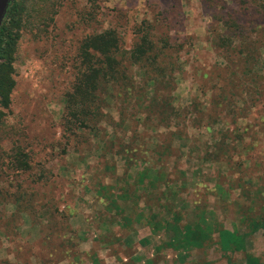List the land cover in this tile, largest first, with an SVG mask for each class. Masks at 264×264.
Returning a JSON list of instances; mask_svg holds the SVG:
<instances>
[{
	"label": "rangeland",
	"instance_id": "374dc122",
	"mask_svg": "<svg viewBox=\"0 0 264 264\" xmlns=\"http://www.w3.org/2000/svg\"><path fill=\"white\" fill-rule=\"evenodd\" d=\"M245 2L31 0L0 107V264H264V17ZM144 21L169 39L176 82L146 85L124 59L134 89L70 132L84 39L113 28L128 52ZM196 225L211 233L182 244Z\"/></svg>",
	"mask_w": 264,
	"mask_h": 264
},
{
	"label": "trees",
	"instance_id": "16d2710c",
	"mask_svg": "<svg viewBox=\"0 0 264 264\" xmlns=\"http://www.w3.org/2000/svg\"><path fill=\"white\" fill-rule=\"evenodd\" d=\"M245 1V4L248 3L264 17V0ZM30 5L31 0H12L0 27V107L3 109L9 108L12 103L11 97L16 85L14 64L17 46L21 39V31L25 26V13L30 9ZM224 26L236 32L221 39V46L232 48L239 42L236 38L241 36L244 28L237 19L231 23L224 21ZM155 29L156 27L150 21H144L138 28L137 43L128 52L122 50L124 42L118 31L113 28L92 34L84 39L79 53L81 70L65 105L70 132L85 129L93 131L91 125L100 119L103 111L108 107L106 104L109 92L124 91L128 94L134 89L132 79H135L134 76L127 74L123 65L124 59H127L131 67L144 71L142 78L146 85H154L160 79L163 81L167 79V83L176 82V75H167V70L171 71L174 68L171 61L167 62V59H171L168 56V50L171 48L169 39L162 38L158 42L157 35L153 34ZM243 38L239 40L243 42ZM257 69L259 70L258 65L252 61L249 73L254 74ZM154 102L155 100L150 104L153 105ZM3 117L4 112L0 110V122ZM29 159L27 153L18 151L12 161L16 170L28 172L31 169ZM22 199L23 195H20L18 200L22 201ZM185 229V243L182 244L186 246L188 244L189 247L202 245L205 234L211 233V230L205 231L199 226H188ZM220 237L224 249L236 243L232 232L220 231ZM251 260L256 262L255 258Z\"/></svg>",
	"mask_w": 264,
	"mask_h": 264
},
{
	"label": "water",
	"instance_id": "95a60500",
	"mask_svg": "<svg viewBox=\"0 0 264 264\" xmlns=\"http://www.w3.org/2000/svg\"><path fill=\"white\" fill-rule=\"evenodd\" d=\"M12 0H0V27L5 19L7 10Z\"/></svg>",
	"mask_w": 264,
	"mask_h": 264
}]
</instances>
